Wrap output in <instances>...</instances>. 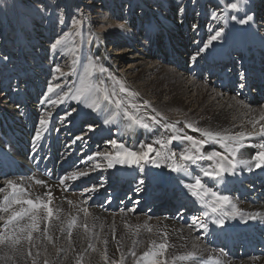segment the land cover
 <instances>
[{"label":"bare ground","instance_id":"6f19581e","mask_svg":"<svg viewBox=\"0 0 264 264\" xmlns=\"http://www.w3.org/2000/svg\"><path fill=\"white\" fill-rule=\"evenodd\" d=\"M145 1L139 0L141 4L146 3ZM199 2L173 0L172 3H164L159 7L148 5L142 16L133 11L130 18L127 19L130 21L129 25L133 27L132 30H128V28L121 30L114 40L121 39L120 43L116 41V45H118L116 50L122 43H125L132 50L134 48V51L126 48L127 50L125 49L124 52L118 51L109 55L99 41L105 36L101 38L94 36L91 48L92 56L100 57L103 64L110 67L112 71L118 72L119 69L127 73L138 71L131 76V82L135 83L137 90L143 93L142 98L140 96L143 101L148 97V99H154L156 106H160L162 111L174 108L184 114L187 112L196 128L220 132L228 130L229 134L239 131L253 132V123H256L257 129L264 125V119H261L264 117V104L257 107L250 106L241 91L233 93L232 86L236 84L233 81L235 77H227V74L231 75V72L235 71L234 76H238L236 65L243 61V57L249 61L250 55L255 53L259 67L256 71L249 69L248 85L252 87L255 79L264 82V34L259 35V31L255 29V23L252 21L246 24L240 23V20L247 19L246 16L254 12V6H260L258 7L260 14L255 17L252 15V17L258 18L257 21L261 22L260 25L257 24L258 27L264 26V12H262L264 0H240L242 8L238 12H234L228 7L231 3H236L237 0H222L226 10L218 16L222 19L213 21L212 27H214V31L215 28H220L223 35L213 41L211 45H208V41L215 35L213 30L203 26L202 20H200L199 27L195 28L192 25L195 12L199 11L195 17L196 22H199L200 13L204 9ZM197 7L199 8L196 9ZM3 8L4 5H1V10L5 13ZM94 8H98L95 10V14H98L101 8H104V4L97 3ZM211 8L207 9L211 10ZM108 9L115 22L118 21L120 15L118 7L108 6L105 10ZM15 12L16 16H21L19 8L15 9ZM232 16H235L236 19H231ZM27 23L31 29L29 37L35 41L33 45L28 43L29 50L25 43L19 48L9 45L7 34L4 38L2 37L0 44V54L5 55L8 61L7 64H4L0 59V175L6 176L15 173L18 168L31 167V175L28 179L12 182L26 190L24 195L28 199L47 200L48 193L51 192L50 207L54 210V218L49 226L46 212L41 209L39 213L42 217L41 232L33 233L31 245L27 241H22L15 247L11 246L10 242L0 244V264H32L33 259L36 264H44L45 260L48 261V264H75L81 256L85 264H89V262L103 264L105 248L108 258H113L120 256V249H124V244L127 247L132 245L130 232L133 229L132 223L141 227V235L137 242H142V245H135L139 252L147 242L152 240V237L147 240L149 228L156 229L161 226V230L165 232V236L161 237V243L169 242L168 245L173 249L175 246L171 243L178 241L179 245L177 246L183 247V250L180 248V252H183L182 256H186L190 252L196 254L194 261H175L177 264H217V262L218 264H247V261H229L227 256L225 257L220 251L212 250L206 242L211 237L218 238L222 229L229 226L236 229L237 225H244V228L248 229V214H252L254 218L264 217L263 207H254V201L244 200L241 202L235 195V192L250 187L249 195L255 197V201H258V198L263 199L260 191H256L255 183L252 186L248 185L249 182L255 180L254 176L260 173L261 169L253 167L249 171L239 167L236 170V175L226 174L221 181H216L204 176L206 165H214L213 161H201L202 164L189 165L190 171L193 173L191 176L183 172H172L170 168L164 166L168 161H163L159 168L154 163L144 164L143 172L136 165L116 164L114 168H108L107 161L102 157H96L94 161H89L88 156H95L96 152L107 150L115 153L116 147L111 143L112 141H117L116 144L122 143L125 148L130 150L140 151L141 145L146 146L151 141L157 140L158 136H162L166 131L160 125L161 120L159 124L151 126V131L130 125L126 118L122 119L120 116H117L111 124H106L104 121L107 114L101 115L84 107L83 104L71 102L70 97L68 102L65 99L63 103L53 105L51 94L44 92L43 88L52 81L53 76L51 78L48 73L50 67L58 63L51 55L53 38L63 29L52 28L54 27L52 25L41 28L40 24L35 25L32 20ZM18 29L21 34L26 32L21 26L20 19ZM26 29L29 30V28ZM245 31H250V35L242 37L241 33L244 34ZM114 40L112 39V42ZM205 45H208L206 50L197 54L198 49L204 48ZM135 48L137 49L135 50ZM127 51L129 52L127 53ZM239 53H242L241 56ZM231 54L233 55L231 56ZM192 56H197V59L193 61ZM129 58L131 61L125 64ZM223 61H227L230 65L227 71L226 67L221 64ZM86 67L87 65L83 62L78 72H73L75 79L73 80L72 76L69 78V80L72 79V83L67 88L68 92L79 87ZM221 70L223 74L222 79L216 83L217 90L212 88L213 86H200L195 83L197 80L193 81L198 74L209 78L211 73ZM63 88L65 89L64 86ZM54 93L55 99H57L58 89ZM59 93L63 95L62 92ZM234 94H237V97ZM145 103L148 106L149 101ZM71 104L74 105L75 111L71 109ZM47 107L54 108L49 111ZM70 112L71 115H69ZM27 116L29 120L36 121L34 131H28V127L13 126L15 122L18 124L20 121H25ZM69 116L70 118L78 116L70 126L67 125L71 121ZM41 119H47L48 123L41 126ZM178 121L181 127L187 130V135H191L195 139L200 136L197 135L200 134L199 132L188 128L183 120ZM89 125L94 128V131H89ZM52 126L56 128L50 130ZM75 127L78 128L76 133H74L76 130H71ZM37 132L41 134L40 140L35 139ZM77 136H82L83 139L76 140ZM64 138L69 140H64ZM59 142L61 147L56 156L48 161L44 157L43 146L46 145V150L53 155L54 146L59 145ZM261 142H264V137L258 134L252 139L244 140L242 143L245 147L241 149V156L245 159L254 158L260 151L256 145ZM206 145L203 149L206 153L212 151L224 153L225 151L223 146L215 141H209ZM187 147L186 141H179L174 144L173 150L179 157L183 154L182 150ZM95 163L100 164V168L92 170ZM67 165H69V169ZM84 169H88L90 174L77 181L70 180L61 185L60 183H46L44 179L38 183L42 178L39 176L40 172L55 176L62 170L65 172L68 170L71 174L72 171ZM196 177H199L207 186L231 196L233 203L244 215L238 213L234 218L222 217L223 224L214 223L218 214L211 213L209 209L201 207L185 187V185L193 183ZM141 180L144 182L141 183ZM260 181L264 182L263 176ZM92 187L97 190L89 191ZM0 188L6 189V191H0V205H2L3 197L10 190H7V183H0ZM176 195L181 203L188 204L183 212H181V208L177 210L175 206L179 202L169 204ZM150 202H156L162 214H168H158L157 217H153L151 207L146 208ZM168 205H172V208ZM180 206L183 207V204ZM25 207L27 206L25 205ZM169 208L170 210H168ZM84 209H87L89 215L85 216ZM127 209L128 211L125 212ZM187 209H191L192 214L187 213ZM114 210L116 213H113ZM205 213H207L206 216ZM7 215L0 212V235H3L4 220ZM105 216L108 219L101 218ZM193 216L202 217L208 224L207 230L191 226ZM246 216L247 218L242 221V218ZM55 217H59V219ZM72 221H75L74 227H70ZM186 221L190 223L185 224ZM84 223H87L89 228L87 233L82 226ZM130 224L131 226L128 227ZM46 228L48 235L53 237L51 242L42 235ZM69 232H71V239H69ZM104 241H107L106 245ZM89 244L95 247V252H87ZM29 250L32 252L31 256L27 255ZM125 250H122L124 255L126 254ZM85 252H87L86 256ZM171 254L173 252L167 249L165 257L169 264H172ZM202 256H209V261L201 260ZM251 261L252 264H264V256Z\"/></svg>","mask_w":264,"mask_h":264},{"label":"snow or ice","instance_id":"6c2138e0","mask_svg":"<svg viewBox=\"0 0 264 264\" xmlns=\"http://www.w3.org/2000/svg\"><path fill=\"white\" fill-rule=\"evenodd\" d=\"M230 7L234 12L241 10L242 5L240 0H237L236 3H231ZM213 19H222V17L213 16ZM231 19L235 20L236 17L232 16ZM253 18L252 16H247V19L240 20V23H248ZM75 26H79L80 21L74 22ZM121 29L124 28V25H120ZM71 35V33L67 34ZM67 35L60 39H57L52 45L53 49H56L58 46L64 45L67 39ZM223 35L222 30H217L215 35H213L208 41V45H211L213 41L218 40ZM208 45H205L204 48L198 49L200 51L206 50ZM197 56H192V60L195 61ZM96 65L91 61L85 68L84 76L80 79L79 87L71 90L69 92H64L63 95L57 93V99H52L51 103L53 105L57 103H63L65 99L71 98L79 104H83L84 107L91 109L93 112L99 113L101 115L107 114L104 123L111 124L117 116H120L122 119L126 118L130 125H134L138 128L144 129L146 131H151V126L154 124H159V121L155 116L153 117H143L140 115V106H138L132 100H126L124 97H135L137 94L130 92L125 85L120 81H115L114 85L109 88L104 84V81L101 79V76H97L96 80H93V75L96 73ZM56 71L61 72L60 68H57ZM107 69L100 67L99 73L102 75ZM111 79V77H109ZM60 85L55 87L49 86V93L55 92L56 88H59ZM123 94V95H122ZM47 99V98H46ZM73 111H75L73 109ZM155 111V109H153ZM71 115V112L69 113ZM264 119V117H261ZM48 123L47 119H41L40 124L44 126ZM258 123V122H257ZM174 127V126H170ZM188 128H191L194 132H199L202 139H195L191 135H177L173 134L166 139H157L156 144L159 145L160 150L158 151L152 144H147L146 146L141 145L140 151H133L121 144H116L115 141L111 143L116 147V152L103 151L96 152L95 156H88L89 161H94L96 157H102L107 161L108 168H114L116 164H127L128 166L136 165L141 172L144 171V164L154 163L157 168L162 166L163 161H168L164 166L170 168L172 172H183L189 176L193 175L190 171L189 165H198L200 161H213L214 167L209 170H204V176L210 177L216 181H221L223 177L228 175H236V170L239 167L248 169L249 171L252 168L264 169V142L256 145L260 149L256 153L254 158L245 159L241 156V149L245 147L242 143L246 139H252L255 135L264 137V125H261L258 129L256 123H253L252 128L253 132L239 131L235 134H229L228 130L220 131H210V130H201L199 128L193 127V125L188 124ZM89 131H94V128L89 125ZM36 140L41 139V134L37 132ZM76 140H82V136H77ZM176 141L188 143V147L183 149V154L177 157V152L175 151H165L168 149V146L173 144ZM215 141L224 148V153L219 151H212L206 153L201 151V149L209 142ZM155 153L157 159L155 161L151 160V154ZM226 153V154H225ZM100 168V164L95 163L92 166V170ZM90 174L88 169L84 170H75L71 174L64 175L59 183L61 185L65 184L66 181H77L82 177H87ZM144 181L141 180V183ZM38 183H41L38 181ZM188 189V192L195 202L199 203L201 207L209 209L211 213L218 214V218L214 220V223L223 224L222 217H231L234 218L238 213H240L239 208L232 201V197L226 194H223L217 189H213L207 186L204 182L201 181L199 177L194 179L193 183L185 185ZM7 194L3 197V204L0 205V212L8 214L4 220V229L3 235H0V244L9 243L11 246H18L22 241H27L29 245L33 242V233L41 232V219L40 210L43 209L46 212V219L48 225L51 226V222L54 218V210L50 207L52 203V194L48 193V199H28L25 197V189H22L17 183L12 181H7ZM95 187L89 189V191H96ZM0 191H6V189L0 188ZM71 203V201H69ZM25 205L27 207H25ZM19 206V207H16ZM85 216L89 215L87 209H84ZM205 216L207 213L204 214ZM249 218H254L252 214H248ZM258 215V214H257ZM59 219V217H55ZM75 226V221H72L70 227ZM84 231L87 233L89 231L87 223L83 225ZM197 228H203L207 230L208 224L200 216L192 217V225ZM151 231V229H149ZM42 235H44L50 242L53 240L51 235H48L47 228L44 229ZM69 239H71V232L68 233ZM105 245L107 241H104ZM135 243V242H134ZM93 252L96 251L95 247L92 244L88 245ZM169 245L167 242L161 243L158 246L154 244L153 249L144 251L143 254L137 258V252L133 249L130 252L131 257L136 259V264H140V261H144L145 264H169V261L165 257V253ZM27 255L31 256L32 252L29 250ZM39 255V253H37ZM195 253H188L186 256H178L175 260H195ZM104 260L108 261L107 250H104ZM175 260L172 261V264H175ZM32 264H36L35 259H33ZM44 264H48V261L45 260ZM77 264H83L82 260L78 259ZM113 264H125V255L121 253L120 259L118 262H113ZM218 264V262H217Z\"/></svg>","mask_w":264,"mask_h":264},{"label":"rangeland","instance_id":"374dc122","mask_svg":"<svg viewBox=\"0 0 264 264\" xmlns=\"http://www.w3.org/2000/svg\"><path fill=\"white\" fill-rule=\"evenodd\" d=\"M172 1L173 0H146L145 1L146 3L141 4V2H143V1L139 2V0H0V44H1L2 37L4 38L5 34H7V36L9 37V43H10L9 45H11L12 47L18 46L15 48H19L22 44L25 43L26 45L25 44L24 45L27 46V49L29 50L30 46H28V45L29 44L33 45L35 43L33 38L29 37L31 34V29L28 26L27 22L30 20L34 21L35 25L40 24L39 27H41V28H45L46 26H50V25L54 26L52 28H55V29L62 28L63 30H61L59 32V34L53 38L54 40L52 39L53 40L52 45H53V43H55V41L57 39L65 37L69 33H71V35H67V39H66V42L64 45L58 46L56 49H53L52 45H51V55L53 58H55L58 61V63H56V64L52 65V67H50V70L48 71V73H49L50 77L53 76V78L51 77L52 81H50V83H48V85H46L43 88L44 92H47V94H51L50 96L52 97V99H55L56 95L54 92L49 93V91H48L49 86L55 87L56 85H60L59 88H56V90L58 89V93L59 92H62V93L68 92L67 88L72 83V79L69 80V78L72 76V77H74L73 80L75 79L73 72H75V73L78 72V70L81 66V63L84 62L85 65H88L89 62L91 61L94 65H96V69H97L96 73L93 75V80H96L97 76H101V79L104 81V84L106 86H108L109 88H111L114 85L115 81H117V80L122 82L130 92H134L137 94L135 97H124V98L126 100H132L138 106H140V115L141 116H143L145 118L155 116L158 121L161 120L160 125L166 132H164L162 136L161 135L158 136V138L166 139L173 134L187 135L188 134V132H186L187 130L184 127L182 128L180 125V122L178 121V120H183L187 125L191 124V125H193V127H195L193 124L194 121H192L191 117L189 116V114L187 112H185V114H184V113L180 112L179 110H178L179 111L178 112L177 109L175 110L174 108H169L170 109L169 112H168L169 109L165 110L166 112L164 110L162 111L160 106H156V104H155L156 101L154 99H152V98L148 99V97L146 96L147 98L144 101L147 103L149 101L148 106H147V104L143 101V99H141L143 93L137 90V86L135 83L131 82V80H132L131 76L138 73V71H135L133 73H131V72L127 73L126 71L125 72L123 71L124 72L123 73L122 69L117 70L118 72H121L122 74H120L116 71H112V69H110V67H107L103 64L100 57H93L92 56L93 51L91 50V48L93 47L92 44H93L94 36H97L98 38L105 36L104 39H101L99 41H101L100 43L103 45V48L105 49V51H107V54H109V55L114 54L118 51L124 52V50L126 48H128L129 50H132V48L128 47L129 45H127L125 43H122L118 47V50H116V48H117L116 46H118L116 44L120 43L121 39L116 38L114 40V38L119 35L121 30H126L127 28H128V30H130V29L132 30L133 27H131L129 25L130 21L127 19L130 18L133 11L135 13H137L138 15L142 16L144 14L143 13L144 10L147 8L148 5L149 6L156 5L155 7H159V5H161V4H164V3L168 4L169 2L172 3ZM174 1H176V0H174ZM195 2L201 3L203 5L204 9H203V11H201L202 13H200L199 20H198L199 22H196V19H195V17L199 14V11L197 10L195 12L194 17L192 19V25L195 28H197L200 26V20H202L203 26L213 30L214 27H212V24H213V21L215 20V19H213V16L215 15L218 17V16L222 15L224 13V11L226 10V8L223 6L222 0H198V1L195 0ZM97 3L104 4L105 9L108 6L118 7V10L120 12V15H119L120 21L118 20L115 22L114 18L110 14L109 9L105 10L104 8L103 9L101 8L100 13L95 14V10H98V8H94V5ZM87 4H89V5H87ZM220 4H221V6H220ZM1 5H4L3 9L5 10V13L2 12ZM83 7H85V8H83ZM209 7H212L211 10L207 9ZM254 7H255L254 12L249 13L248 16H252V15H254V17L258 16L259 9H257L256 7H260V6H254ZM18 8H19L20 13H21L20 17L16 16V14H15L16 13L15 9H18ZM198 8L199 7H197L196 9H198ZM215 10H217V11H215ZM19 19L21 21V26H22L23 30L26 31L24 34H21L20 33L21 31L18 29ZM75 21H80L79 26H75V24H74ZM251 21L255 23V29L257 31H259L258 32L259 35L264 34V26L258 27V25H257V24H260V21L257 22L254 20V18ZM210 22H211V24H210ZM121 24L124 25L123 29H121V27H120ZM26 28H29L30 31L27 30ZM217 30H221V29L215 28V31L213 30V32L215 33ZM101 31H102V33H101ZM253 32H255L254 29H253ZM38 33H40V31H38ZM241 34H243V32ZM244 35H246L245 32H244ZM106 36H108V37L106 38ZM22 38H24L25 40ZM35 39H36V37H35ZM112 39L114 40L113 42H112ZM127 40H129V39H127ZM116 41H117V43H116ZM186 46H187V44H186ZM136 49L137 48H135V50ZM132 51H134V48ZM128 52L129 51H127V53ZM127 55L130 56L132 54H127ZM0 59L4 64L8 63L5 55L0 54ZM130 61H131L130 58L127 59L125 64H127ZM100 67L107 69V71L105 73H103L102 75L99 73ZM57 68H60L61 72L58 73L56 71ZM73 68H75V69H73ZM240 70L241 69H239L238 71H240ZM66 77H67V79H66ZM109 77H111V79H109ZM193 81H196L195 83L199 84L200 86H207L208 87V82H206L207 81L206 79L205 80L201 79V78L199 79V77H197ZM62 83H63V85H62ZM202 83H203V85H202ZM63 86L65 87V89L63 88ZM234 95L237 97V94H234ZM140 96H141V98H140ZM152 100H154V101H152ZM66 101L68 102V98L66 99ZM71 102H76V101L72 99ZM151 103H152V105H151ZM73 107H74V105L72 106V104H71L72 110H73ZM53 108L54 107H47V109L49 111ZM153 109H155V111H153ZM171 111H174V112H171ZM163 112L166 114L164 115ZM167 114H169V115H167ZM61 116L63 117L64 114ZM162 117H164V118H162ZM180 117H184V118H180ZM75 118H78V116H75L74 118L72 116L70 118V116H69V119L71 121L69 122V124L67 123V125L70 126L72 121L75 120ZM91 122H93V120H91ZM170 126H174V127H170ZM197 135H200V134H197ZM198 138L200 139L201 135ZM177 142H179V141H176L173 144L169 145L168 149H166L165 151H174L173 146ZM148 144H152L156 149H158V147H159V145L156 144V140H153ZM204 148H205V146L201 150L203 151ZM159 150H160V148H159ZM156 159H157V157H156L155 153L151 154V160H156ZM198 164H202V162L200 161ZM206 166H207L206 170H209V171L211 170L210 169L211 167L212 168L214 167V165H206ZM28 195H31V194H28ZM127 211H128V209L125 210V212H127ZM113 213H116V212H113ZM3 214H5V213H3ZM115 217H117V216H115ZM101 218L108 219L106 216L101 217ZM132 224H133L132 227L134 229V230L132 229L130 231L132 234V242H131L132 245L131 246L129 245L127 247L126 244H124L123 245L124 249H122V248L120 249V255L122 253V250L126 249L125 250V252H126L125 264H136V259H134L133 257H131V255H129L133 249H135V251L137 252V258H139L143 254L144 251L153 249L154 244L157 246L159 243H161V237L165 236V232L161 230V226H158L156 229H153L152 227L149 228V229H151V231L149 232V230H148L149 235L147 236V240L150 237H152V240L150 242H147L146 244L144 242L145 247H142L143 249L139 252L138 248L136 246H137V244L139 245L142 243V242L141 243L137 242V240L140 238V235H141V233H140L141 227H139L137 224H134V223H132ZM126 226H127V224H126ZM130 226H131V224L128 225V227H130ZM153 230H155V231L152 232ZM150 234H152V236H150ZM157 234H159V235H157ZM167 244H169V242H167ZM171 244L175 246V247H173V249H172V247L170 248V245L168 247V250L170 252L171 251L173 252V254L170 255V257L172 258L171 261H173L176 257L182 256L183 252H180L181 245L177 246V245H179L178 241H175ZM125 246H126V248H125ZM181 250H183V247L181 248ZM90 251H92L91 248H88L87 252L89 253ZM87 252H85V254H84L85 256L87 255ZM75 254H78V253L75 252ZM126 255H127V257H126ZM128 255L130 256V258ZM113 258L109 257L107 262L105 260H103V261L105 262V264H113L114 261L115 262L119 261L120 256L119 257L114 256ZM208 258H209V256L205 257V259L207 260L205 262L209 261ZM78 259L82 260V262H83L82 256L79 257ZM78 259H77V261H78ZM201 260H203V259H201ZM77 261L75 262V264H77ZM175 261L178 262L179 260H175ZM245 261H247V260H245ZM104 262H103V264H104ZM176 262H175V264H177ZM83 264H85V263H83ZM89 264H91V262H89ZM140 264H145V262L140 261ZM247 264H252V261L248 260Z\"/></svg>","mask_w":264,"mask_h":264}]
</instances>
